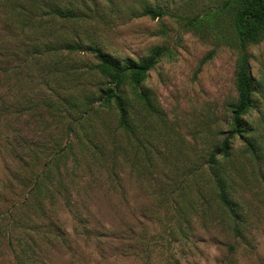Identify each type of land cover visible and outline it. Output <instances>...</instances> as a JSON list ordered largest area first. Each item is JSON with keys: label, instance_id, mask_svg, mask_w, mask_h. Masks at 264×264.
<instances>
[{"label": "rangeland", "instance_id": "1", "mask_svg": "<svg viewBox=\"0 0 264 264\" xmlns=\"http://www.w3.org/2000/svg\"><path fill=\"white\" fill-rule=\"evenodd\" d=\"M225 1L0 0V264H264V40L247 48L257 90L245 119L255 151L237 135L225 164L240 236L208 206L205 163L231 131L237 100L239 53ZM147 7L166 15L141 17ZM55 8L77 18L60 19ZM65 41L95 44L119 60L165 49L144 83L162 116L142 123L141 141L119 130L113 108L98 107L69 136L63 115L10 114L18 100L69 107L72 94L107 84L87 53H36ZM69 64L79 70L75 90ZM13 133L20 144L48 148L71 140L76 155L64 162L66 188L54 205L30 207L31 175L14 157Z\"/></svg>", "mask_w": 264, "mask_h": 264}, {"label": "trees", "instance_id": "2", "mask_svg": "<svg viewBox=\"0 0 264 264\" xmlns=\"http://www.w3.org/2000/svg\"><path fill=\"white\" fill-rule=\"evenodd\" d=\"M223 7L231 12L236 36L234 47L239 53L235 79L237 100L232 105V129L224 140L219 141L218 144H213L205 166L212 176L209 209L214 210L213 206L217 207L222 212L221 217L227 221L234 236H240L241 217L236 210V205L231 200L228 184L230 171L227 170L225 164L231 156L233 139L237 135L245 139L249 152L255 151V144L248 135L250 129L245 119L253 108L257 90L249 71L247 48L251 44H257L264 40V0H227ZM51 13L63 20L77 18L73 10L55 8ZM165 15L162 9L151 7L145 8L140 13L141 17H150L152 20L162 18ZM42 47L40 46V48ZM36 51L34 53L36 52L38 56L44 52L49 56H56V53L65 52L69 58L77 54L87 53L97 61L91 67V72L106 80L107 84L98 88L95 94L85 96L80 95L82 92L72 94L74 102L69 107L67 105L61 108L62 106L60 107L54 99L40 100L33 102L34 104L18 100L17 104L12 107L14 111L10 114L24 115L28 114V111L41 110L53 114L55 118L58 115H63L67 117H63V123L68 120L65 125L67 136H69L74 133V124L92 117L98 107L108 110L113 108L119 113V130L131 137H137V131L144 121L150 122L162 116L159 104L156 102L153 93L144 87V83L149 73L161 61L165 49L156 48L151 51L149 56L139 60H119L103 52L95 44L86 45L77 41H65L58 48L54 44L44 51ZM71 65L68 66L67 77L73 78L71 84L74 85L75 90L78 89V84L74 83L78 82L76 77L79 70L72 68ZM51 76L53 77L52 81H59L58 70L55 66L52 67ZM80 85L84 86L82 82ZM70 99L71 94L67 99H64L66 104L70 103ZM2 115L3 112H0V120ZM137 115L142 116V120L136 118ZM146 129L151 132L149 128ZM104 131L106 130L104 129ZM0 132L4 131L1 130ZM218 135H223V132L220 131ZM13 138H15L14 133ZM137 139L141 141L139 137ZM18 140L20 139L12 140V143H16L13 152L18 163L23 168H27L31 175L30 207L34 210H40L48 203L54 205V201L64 193L66 188L62 178L67 176L68 166H65L64 162L69 156L76 155L73 152L74 147L71 140L68 138L65 143H55L49 148L41 144H29L26 139L24 144H20ZM17 145L18 147H16ZM38 165L39 167L40 165L43 166L44 169L38 171ZM198 198L197 201L201 199V197Z\"/></svg>", "mask_w": 264, "mask_h": 264}]
</instances>
